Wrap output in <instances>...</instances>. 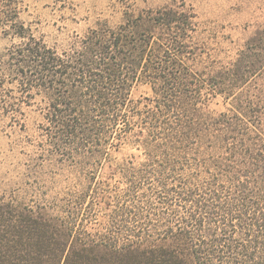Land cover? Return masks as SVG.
<instances>
[{"label": "trees", "instance_id": "16d2710c", "mask_svg": "<svg viewBox=\"0 0 264 264\" xmlns=\"http://www.w3.org/2000/svg\"><path fill=\"white\" fill-rule=\"evenodd\" d=\"M5 12L0 105L13 117L38 97L42 122L28 187L0 199V264H264V100L248 92L203 109L248 81L246 52L262 35L208 76L192 66L195 16L183 4L125 11L60 50ZM139 80L145 101L130 98ZM123 143L139 155L101 178Z\"/></svg>", "mask_w": 264, "mask_h": 264}, {"label": "rangeland", "instance_id": "374dc122", "mask_svg": "<svg viewBox=\"0 0 264 264\" xmlns=\"http://www.w3.org/2000/svg\"><path fill=\"white\" fill-rule=\"evenodd\" d=\"M182 4L195 16L193 42L199 50L192 66L208 76L239 58L252 38L260 35L263 38L258 47L246 52V63L251 66L244 78L248 81L237 83L243 86L233 88L234 97L216 93L205 98L203 109L213 114L223 112L230 100L248 92L252 100H264V0H0V19L9 18L3 10L15 9L16 18L34 36L60 50L68 46L74 35H82L99 21L107 20L110 25H117L125 11L137 13L148 8ZM11 42L10 34L0 26V54ZM151 95L150 85L143 80L136 81L130 91L134 101H145L143 98ZM5 101L8 100H0V104ZM39 102L36 97L21 103L13 117L0 105V199L24 194L28 187L24 185L26 152L32 149L28 140L37 139L40 134ZM132 155L138 156L139 150L128 143L111 150L110 160L103 163L99 176L104 178L114 163Z\"/></svg>", "mask_w": 264, "mask_h": 264}]
</instances>
